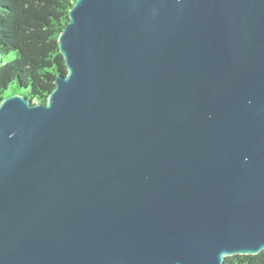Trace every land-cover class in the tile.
<instances>
[{
    "label": "water",
    "instance_id": "95a60500",
    "mask_svg": "<svg viewBox=\"0 0 264 264\" xmlns=\"http://www.w3.org/2000/svg\"><path fill=\"white\" fill-rule=\"evenodd\" d=\"M58 44L0 99V264L263 251L264 0H75Z\"/></svg>",
    "mask_w": 264,
    "mask_h": 264
},
{
    "label": "trees",
    "instance_id": "16d2710c",
    "mask_svg": "<svg viewBox=\"0 0 264 264\" xmlns=\"http://www.w3.org/2000/svg\"><path fill=\"white\" fill-rule=\"evenodd\" d=\"M74 2L0 0V99L20 91L34 102L47 101L56 73L67 72L58 37ZM224 264H264V250L229 255Z\"/></svg>",
    "mask_w": 264,
    "mask_h": 264
},
{
    "label": "rangeland",
    "instance_id": "374dc122",
    "mask_svg": "<svg viewBox=\"0 0 264 264\" xmlns=\"http://www.w3.org/2000/svg\"><path fill=\"white\" fill-rule=\"evenodd\" d=\"M6 58H8V56H5V57H4V59H6ZM12 87H13V85H12Z\"/></svg>",
    "mask_w": 264,
    "mask_h": 264
}]
</instances>
